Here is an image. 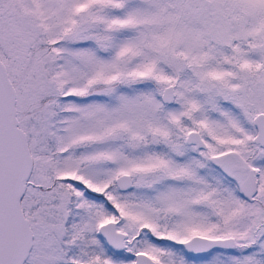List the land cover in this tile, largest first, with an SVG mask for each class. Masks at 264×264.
Returning <instances> with one entry per match:
<instances>
[{
    "label": "snow or ice",
    "instance_id": "snow-or-ice-1",
    "mask_svg": "<svg viewBox=\"0 0 264 264\" xmlns=\"http://www.w3.org/2000/svg\"><path fill=\"white\" fill-rule=\"evenodd\" d=\"M0 264H264V0H0Z\"/></svg>",
    "mask_w": 264,
    "mask_h": 264
}]
</instances>
